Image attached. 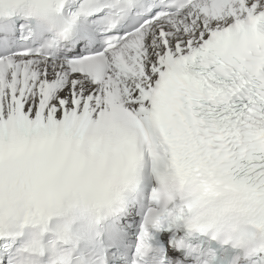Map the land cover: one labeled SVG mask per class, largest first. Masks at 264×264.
Masks as SVG:
<instances>
[{"label":"snow or ice","instance_id":"snow-or-ice-1","mask_svg":"<svg viewBox=\"0 0 264 264\" xmlns=\"http://www.w3.org/2000/svg\"><path fill=\"white\" fill-rule=\"evenodd\" d=\"M0 264H264V0H0Z\"/></svg>","mask_w":264,"mask_h":264}]
</instances>
